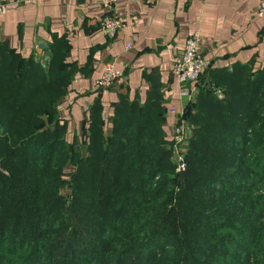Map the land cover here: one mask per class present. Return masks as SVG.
<instances>
[{"label": "trees", "instance_id": "16d2710c", "mask_svg": "<svg viewBox=\"0 0 264 264\" xmlns=\"http://www.w3.org/2000/svg\"><path fill=\"white\" fill-rule=\"evenodd\" d=\"M65 55L58 36L44 65L0 43V264H264V67L207 68L175 174L155 76L108 134L96 100L80 150L65 140Z\"/></svg>", "mask_w": 264, "mask_h": 264}, {"label": "crops", "instance_id": "0c3cea01", "mask_svg": "<svg viewBox=\"0 0 264 264\" xmlns=\"http://www.w3.org/2000/svg\"><path fill=\"white\" fill-rule=\"evenodd\" d=\"M3 1L8 7L0 15V43L23 59L45 62L54 36L66 43L63 61L76 71L56 112L59 122L66 124L65 140H74L76 150L86 140L93 103L99 100L102 106L108 134L118 96L143 103L151 88L150 76L162 85L163 131L170 143L176 117L199 89V84L180 85L170 71L185 39L195 31L200 32L201 55L211 70L264 67V18L255 15L261 0H118L125 27L115 39L99 31L104 11L98 0ZM106 63H112L123 77L99 89L95 81Z\"/></svg>", "mask_w": 264, "mask_h": 264}, {"label": "built area", "instance_id": "2783aa9c", "mask_svg": "<svg viewBox=\"0 0 264 264\" xmlns=\"http://www.w3.org/2000/svg\"><path fill=\"white\" fill-rule=\"evenodd\" d=\"M99 6L104 11L103 16L98 21L99 31L107 39H115L125 27L124 18L117 9L118 0H98ZM8 4L0 0V15L7 12ZM255 15L258 18H264V0H261L257 6ZM126 48H130L129 45ZM42 65L44 62L42 60ZM208 68V63L201 55L200 32L195 31L184 41L181 54L172 60L171 73L180 85H194L200 82ZM123 77L122 72L116 70L112 63H106L103 70L95 81V86L99 89H106ZM191 92V91H190ZM181 95L189 96V92H183ZM175 113V110H172ZM191 137V129L183 119V111L176 117V122L172 131L170 142V151L175 162L177 172L185 169V152L188 148V142ZM183 156V157H182Z\"/></svg>", "mask_w": 264, "mask_h": 264}, {"label": "rangeland", "instance_id": "374dc122", "mask_svg": "<svg viewBox=\"0 0 264 264\" xmlns=\"http://www.w3.org/2000/svg\"><path fill=\"white\" fill-rule=\"evenodd\" d=\"M219 94H220V93H219ZM169 149H170V147H169ZM182 157H183V156H182ZM171 159H172V161L174 162V160H173V156H171ZM174 164H175V162H174ZM176 170H177V169H176V167H175V174L179 173V172H177ZM61 193H62L63 195H66V194L69 193V189H68V188H64V189L61 190Z\"/></svg>", "mask_w": 264, "mask_h": 264}]
</instances>
